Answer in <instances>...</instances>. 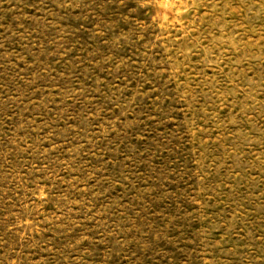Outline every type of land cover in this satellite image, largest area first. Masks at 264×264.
<instances>
[{"label":"rangeland","instance_id":"1","mask_svg":"<svg viewBox=\"0 0 264 264\" xmlns=\"http://www.w3.org/2000/svg\"><path fill=\"white\" fill-rule=\"evenodd\" d=\"M0 264H264V0H0Z\"/></svg>","mask_w":264,"mask_h":264}]
</instances>
